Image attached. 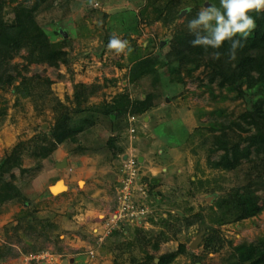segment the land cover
Wrapping results in <instances>:
<instances>
[{
  "label": "rangeland",
  "instance_id": "obj_1",
  "mask_svg": "<svg viewBox=\"0 0 264 264\" xmlns=\"http://www.w3.org/2000/svg\"><path fill=\"white\" fill-rule=\"evenodd\" d=\"M166 1L56 0L52 8L39 13L37 20L49 33L66 32L79 58L69 68L32 65L26 75L49 77L55 96L67 106L73 105L75 84H103L105 78L116 79V87L103 89L88 104L109 102L127 84L131 45L127 35L146 46L153 39L155 52L160 44L164 52L169 50L174 27H165L159 21L150 23L155 16L154 8ZM213 2L218 5L219 0ZM204 5L205 0H201L200 8ZM105 30L127 44L120 51L107 46L99 57L97 53L103 46ZM87 53L89 57L85 56ZM14 62L23 64L24 60L20 56ZM184 78V85L171 83L170 75L162 73L158 78L149 77L128 85L133 98L153 93L156 106L146 115L136 117L132 124L129 118V129L121 134L126 144L125 153L112 162L103 164L101 155L77 154L78 137L60 145L45 160L37 161L24 155L23 168L27 171L17 168L6 177L10 180L14 176V183L34 203L41 221L36 223L35 233L42 236L38 239L17 237L10 226L17 224L24 207L20 203L1 206L0 249L12 237L19 255L0 260V264H115L116 260L124 264L129 257L118 246L133 242L137 228L155 235L160 231L168 234L169 240L159 243L158 255L184 244L198 258L197 264H239L253 253L257 244L264 242V212L238 224L220 226L210 221L209 217L219 210L224 196L235 185L244 183L245 177L242 172L227 173L210 167L209 160L217 159L219 154H209L210 142L202 144V135L209 136L207 129L214 120L208 112L214 109L215 103H222L213 104L206 88L201 86V82L206 83L202 69L192 78ZM223 104L229 105L230 110L238 108L231 101ZM4 108L7 113L0 125V159L21 142H30L40 129L47 130L55 121L50 107L45 106L39 112L32 100L23 99L17 103L10 89L0 90V111ZM103 134L108 136L106 131ZM125 155L136 160L138 180H134L132 200L136 208L144 206L146 214L118 221L114 214L126 177ZM141 157L143 162H139ZM64 160L68 162L67 167L58 169L56 164ZM143 178L149 182L157 180L155 190L165 196L162 203H159L161 196H149V182H143ZM191 179H196V183L192 184ZM59 181H63L67 189L53 195L50 187ZM199 181L204 182L202 187ZM200 211L208 224L220 226L218 234L223 247L217 252L205 249L202 242L197 248H190L205 228L196 224L186 229L182 220ZM162 217H167L168 227L161 224ZM122 229L118 238L112 234ZM18 238L21 243H17ZM32 245L42 246L44 251L21 254L22 250L30 251ZM192 262L189 255H182L172 264Z\"/></svg>",
  "mask_w": 264,
  "mask_h": 264
},
{
  "label": "trees",
  "instance_id": "obj_2",
  "mask_svg": "<svg viewBox=\"0 0 264 264\" xmlns=\"http://www.w3.org/2000/svg\"><path fill=\"white\" fill-rule=\"evenodd\" d=\"M55 1L0 0V90L10 89L17 103L29 99L35 103L37 111L48 106L55 114V121L47 130L40 129L30 142H21L0 159V207L7 203H20L24 207L18 215L17 224L10 226L14 234L27 239L42 236L35 233L36 223L41 221L34 203L14 183V176L10 180L6 177L17 168L27 171L23 168L25 154L37 161L45 160L60 145L78 137L77 154L101 155L103 164L112 162L125 153L126 144L121 134L129 129V118L146 115L156 106L153 93L133 98L128 85L149 77L158 78L162 73L170 75L171 83L184 85V77L192 78L201 69L206 79L201 86L206 88L213 104L216 101L222 103H215L214 109L208 112L214 120L207 129L209 136L202 135V144L210 142L209 154H219L217 159L209 160L210 167L227 173L242 172L245 177L244 183L235 185L224 196L219 210L209 217L210 221L221 226L260 216L264 212V12L252 13L257 21L256 29L238 52L237 59L227 61L224 56L213 59L202 47L190 44L193 36L187 24L200 9L201 0H167L154 8L155 16L150 23L159 21L165 27H174L169 50L164 52L160 44L155 52L153 39L146 46L127 35L126 38L131 41L128 51L130 66L123 91L109 102L90 106L88 103L92 97L105 88L116 87L117 80L105 78L103 84H75L71 100L73 105L67 106L55 96L53 81L49 77L26 75L32 65H47L55 69L64 65L69 68L79 58L69 35L65 37L64 32L59 30L49 33L37 20L39 13L45 8H52ZM184 10L186 16L180 22V14ZM106 17L104 15V20ZM112 35L115 34L105 30L103 46L97 56L104 54ZM56 37L59 40H55ZM226 48L227 44L224 45ZM20 56L23 64L15 63L14 60ZM85 56L89 57L90 53ZM227 101L239 109L230 110L229 105L223 104ZM6 113L5 108L0 111V125ZM104 131L108 136L103 134ZM143 182L148 183L149 180L143 178ZM191 183L195 184L196 179H191ZM198 183L200 187L204 185L202 181ZM156 186V179L150 181L148 194L153 198L161 196L159 203H162L165 196L160 190H155ZM182 222L186 229L196 224L201 229L205 228L202 240L205 249L217 252L223 247L218 234L220 226L208 224L201 211L184 218ZM161 224L170 225L167 217L161 218ZM122 231L115 230L112 234L118 238ZM158 233L155 235L152 231L137 228L133 242L119 244L118 248L129 257L124 264H172L182 255H189L192 264H197L198 258L184 244L174 251L158 255L159 243L169 240L166 232ZM8 239L9 242L0 249V260L19 255L13 238ZM16 241L22 242L19 238ZM43 251L44 247L32 245L30 251L22 250L21 254ZM115 264L121 263L116 260ZM239 264H264V242L257 244L253 253L241 259Z\"/></svg>",
  "mask_w": 264,
  "mask_h": 264
},
{
  "label": "clouds",
  "instance_id": "obj_3",
  "mask_svg": "<svg viewBox=\"0 0 264 264\" xmlns=\"http://www.w3.org/2000/svg\"><path fill=\"white\" fill-rule=\"evenodd\" d=\"M253 12H264V0H219L218 5L205 0V5L188 21L187 28L193 36L190 44L202 47L213 59L224 56L227 61H235L257 27ZM126 44L112 35L107 46L120 51Z\"/></svg>",
  "mask_w": 264,
  "mask_h": 264
},
{
  "label": "built area",
  "instance_id": "obj_4",
  "mask_svg": "<svg viewBox=\"0 0 264 264\" xmlns=\"http://www.w3.org/2000/svg\"><path fill=\"white\" fill-rule=\"evenodd\" d=\"M136 121V117H130L131 124ZM131 132H134V129L131 128ZM126 162L124 163L126 171L125 172V179L123 180L124 187L120 192L119 196V207L114 216L116 218H119L118 221H124L126 218H133L138 217L139 215L146 214V209L144 206H138L136 208V204L132 200V189L134 180H138L137 175V165L136 160H134L132 157H128ZM135 185V184H134Z\"/></svg>",
  "mask_w": 264,
  "mask_h": 264
},
{
  "label": "water",
  "instance_id": "obj_5",
  "mask_svg": "<svg viewBox=\"0 0 264 264\" xmlns=\"http://www.w3.org/2000/svg\"><path fill=\"white\" fill-rule=\"evenodd\" d=\"M185 13H186L185 10L182 11L181 14H180V16L183 17V16L185 15ZM64 36L67 37L68 34L64 32ZM127 158H128V156L125 155V156H124V160H126ZM139 162H143V158H142V157L139 158ZM67 165H68L67 160H64V161H62V162H58V163L56 164V167H57L58 169H63V168H66ZM66 189H67V186L63 183V181H59L55 186L50 187V192H51L53 195H55V194H57L58 192H60V191H64V190H66ZM204 233H205V230L203 229V230L200 232V234L198 235L197 239H196V240L190 245V248H191V249H195V248H197V246L199 245V243L202 242ZM157 262H158V261H157Z\"/></svg>",
  "mask_w": 264,
  "mask_h": 264
}]
</instances>
